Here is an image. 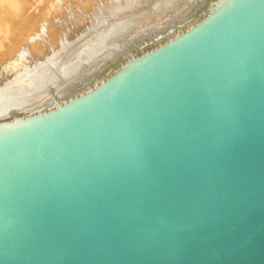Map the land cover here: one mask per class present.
Returning <instances> with one entry per match:
<instances>
[{"label":"water","instance_id":"obj_1","mask_svg":"<svg viewBox=\"0 0 264 264\" xmlns=\"http://www.w3.org/2000/svg\"><path fill=\"white\" fill-rule=\"evenodd\" d=\"M209 10L0 132V264H264V0Z\"/></svg>","mask_w":264,"mask_h":264},{"label":"bare ground","instance_id":"obj_2","mask_svg":"<svg viewBox=\"0 0 264 264\" xmlns=\"http://www.w3.org/2000/svg\"><path fill=\"white\" fill-rule=\"evenodd\" d=\"M149 1L150 2L148 4L142 6L143 3L147 2V0H23L22 2H20L22 6H20L21 8L19 9V12L7 14V12H5V9L0 10L2 22H4L5 24H10L12 31V37L9 40L10 42H8L9 44H6V48L4 47L5 52L0 54V71L4 73L6 77L7 75L11 74V77H9L8 80L12 84H16L15 94H9L5 95V97H0V105L1 107L5 108L0 112V116L1 114H5L4 116L0 117V132L9 129L17 122L28 123L33 121L34 118L29 120L30 117L28 118L29 121H19L16 120V118L21 116L20 114L23 115V113L26 111H32L30 113L32 115L34 110L42 105L39 104V106L37 107L33 106L31 101L34 99L32 98L36 94H38V98L39 96L41 97L42 94H47L46 90L47 87L49 88V83L53 84L52 81L56 80V78L59 77V79L65 83L66 88H69L70 86L68 87V85H71V82L73 83L72 80L74 78L78 76L80 79L81 76L83 77L85 75V81L83 80V78L81 80L84 81L83 87H87V91L83 88L80 89L81 87L79 88L81 91L71 88V90L67 89L69 91L66 92V94H70L67 97L68 99L74 97V95L78 91H80L81 93H87L89 90L91 92V89L88 88H91L93 84L106 80L110 77L111 74H113V72H120V70L129 68V66H132L133 64L135 65L136 63L141 61L140 59L147 58L152 54L148 53L149 51H151L155 47L157 48L159 44L163 42L165 43L167 41V38H169L170 36V38H172V36H175L171 33L168 36L165 35L164 32L168 31L170 25L166 28L160 24L161 22L164 23L163 19L166 20V18L169 17L167 14L176 13V8L174 9V6H177L178 1ZM197 1L200 4L201 0ZM217 1L218 0H202V7L200 8V10H197V8H199V6L197 7V2L194 6V2L192 1L193 5L190 6L194 7L191 11L193 14L191 13L189 19H186L183 23L178 25V28L176 27L174 29L181 32L185 30L188 25L191 26V24L195 22V24H199L197 23V21L200 20L196 19L198 17L202 18L203 16L201 15L209 12L212 4L216 3ZM0 2H2V0H0ZM43 2L47 3L43 4ZM190 6L189 8H191ZM144 10H146V12L145 14H142ZM196 10L198 12H196ZM194 13L195 16L193 17ZM6 14L8 15L6 17H8L10 20H5L3 18ZM135 16H139L140 18L133 19ZM176 16L177 15H175V17ZM205 16L204 18L209 17ZM119 20L124 21L121 24L118 23V25H115ZM113 23L115 26H112ZM171 25L173 26V24ZM189 26L188 29L191 30L192 27L190 28ZM109 27L113 28L111 34L103 31L104 29H109ZM140 30H143L141 32L145 33V35L142 34L141 37L146 36L148 32L153 33L152 36L148 33L150 35V38H148V42L143 43V39H146V37H142L143 39L141 38V45H137L138 43H135L136 46L131 48L129 47V49L126 48V51L123 49L124 47L122 48V51V49L119 50L118 46L113 47L111 46V44H109L111 43L109 41H120V45H128L133 37L131 36V34L138 35L139 33H141L139 32ZM135 32H137L138 34H135ZM139 35L138 37H140ZM136 38L134 40L132 39L133 42L131 41V45H135L134 41L140 39ZM70 47H72L71 51H68V48L70 50ZM62 48L63 51L65 50L63 52L64 55L65 53H71V57L61 56L62 58H59V52L60 50L62 51ZM112 53L116 54L117 56L113 57ZM111 55L112 57H110ZM108 56L110 57V59L115 58V60L113 61L114 64L112 65L110 61L112 66L110 64L109 65L116 69L110 70L108 74L105 72L106 70H103L104 68L101 69L103 70L101 72L99 70L97 74H95V72H92V70L96 69L95 67L97 66V63L98 65H100V62ZM106 59L108 60V58ZM38 62L40 66L36 65L38 64ZM73 63H78L80 68V70H78L77 68V75L74 77L72 69L69 72L67 71L72 65H74ZM105 63H107L106 60ZM61 67L62 69H65H63V71L59 70L61 69ZM44 68H47L45 73L42 72ZM107 68L110 69L108 66ZM55 70L61 71V76L56 75ZM74 80L77 81L78 79ZM62 81L60 83H62ZM33 84H37L36 87L38 85L39 87L37 88L38 90H33V93L30 94V86H32ZM61 85L60 87L63 86ZM66 88L63 90L65 91ZM0 90L2 91V86L0 87ZM51 90H49L50 93ZM54 90H56V92L59 91L57 90V87ZM52 94L53 93H51V95ZM45 96L44 98L42 97L41 99H39L43 101V99H45ZM14 97H18L21 100L15 102L14 105H10L11 100ZM32 102L34 103V101ZM38 115L40 114L38 113ZM12 121L15 122L12 123ZM9 122H11L12 124H10ZM5 123H9L7 124L8 126H5Z\"/></svg>","mask_w":264,"mask_h":264},{"label":"rangeland","instance_id":"obj_3","mask_svg":"<svg viewBox=\"0 0 264 264\" xmlns=\"http://www.w3.org/2000/svg\"><path fill=\"white\" fill-rule=\"evenodd\" d=\"M23 0H2V2H0L1 4H0V10H4L5 9V12H7V14H11V13H16V12H19V9L21 8L20 6H22L21 5V3L20 2H22ZM170 0H168V2H169ZM178 2H177V6L175 5L174 6V9L176 8V13L175 14H173V13H171V14H167L168 16V18H166V20L165 19H163V21H164V23H162L161 22V24L160 25H162L163 27H166L167 28V26L169 27V25H170V28H168V31H166V32H164V34L165 35H170V33L172 34V35H175V36H172V38H167V41L164 43H161V44H159V43H157V44H159V46L156 48H153L151 51H149L148 53H152V52H155L156 50H160L161 48H163V47H165V45L167 46V44L168 43H170L171 41H173V40H175L176 38H179L181 35H183L184 33H186V31L187 30H190V29H188V26L186 27V31L184 32V30L183 31H181V32H179V31H177L176 29H174V28H178L179 26L178 25H180L181 23H183L186 19H189V16H190V14L192 13L191 11H192V8H194V7H191L192 5H193V2H194V6H195V3L197 2V7L199 6V8H197V10L199 9L200 10V8L202 7L201 6V2H202V0L200 1V4H199V2L196 0H177ZM193 1V2H192ZM150 1L149 0H147V2L146 3H143V5L142 6H144V5H146V4H148ZM171 2V1H170ZM190 2H192V3H190ZM47 2H43V4H46ZM43 4H41V5H43ZM199 4V5H198ZM191 5V6H190ZM189 6L191 7V8H189ZM196 8V7H195ZM178 9V10H177ZM186 10V11H185ZM196 10V12H198ZM145 12H146V10H144L143 11V13L142 14H145ZM1 14V13H0ZM5 15L3 18L5 19V20H8L9 18L8 17H6V16H8V15ZM193 14V13H192ZM175 15H177L176 17H175ZM182 15V16H181ZM180 18H179V17ZM195 16V13H194V15H193V17ZM205 16V15H204ZM204 16L201 18V17H198L196 20H200V22L201 21H203V20H205L206 18H208V17H206V16H211V13L209 14H206V18H204ZM0 54L1 53H3V52H5V48H6V44H9L8 42H10L9 40H10V38L12 37V31H11V26H10V24H5L4 22H2V16L0 15ZM6 17V18H5ZM136 18H140L139 16H135L133 19H136ZM200 18V19H199ZM10 20V19H9ZM125 20V19H124ZM123 20V21H124ZM122 20L120 21H117L116 23L117 24H115V25H118V23H122L123 22ZM199 21H197V23H200ZM165 23H166V25H165ZM196 23V22H195ZM195 23H193V24H191V26H189L191 29H193V27L195 26V25H198V24H195ZM171 24H173V26L171 25ZM114 25V23L112 24V26H115ZM194 25V26H193ZM172 26V27H171ZM196 27V26H195ZM194 27V28H195ZM172 29V30H171ZM103 31H105L106 33H108V34H111L112 33V31H113V28H110L109 27V29H104ZM141 31H143V30H140L139 32H141ZM173 32H174V34H173ZM178 32V33H177ZM149 33V32H148ZM146 34V36H142L143 38L144 37H146V39L144 38H142L141 37V35L143 34V35H145V33L144 32H141V33H137V32H135V34H138L140 37H138V35H134V34H131V36H135L134 37V39L136 38V37H138V38H142L143 39V43H146V42H148V38H150L149 36V34H151V36H152V34L153 33H149V34ZM176 33H177V37H176ZM180 33V34H179ZM181 33H183V34H181ZM76 35V34H75ZM180 35V36H179ZM107 36H109V35H107ZM133 37H132V39H133ZM138 38H136V39H138ZM174 38V39H173ZM132 39L130 40V43L128 44V45H120L121 43H120V41H115V42H112V41H109V42H111V43H109V44H111V46H115V47H119V50L120 49H122L123 47V49L125 50L126 48H128L129 49V47L131 48V47H134V46H136V44L137 45H141L142 44V39L140 40H136V41H134V44L135 45H131L132 44ZM133 39V40H134ZM173 39V40H172ZM144 40H146V41H144ZM132 41V42H131ZM139 41V42H138ZM141 42V43H140ZM120 43V44H119ZM113 44V45H112ZM117 44V45H116ZM163 44H165V45H163ZM156 45V44H155ZM5 47V48H4ZM108 47V46H107ZM152 47V46H151ZM71 48L72 47H70V50H69V48H68V51H71ZM123 49H122V51H123ZM119 50H117V51H119ZM127 50V49H126ZM125 50V51H126ZM65 51V50H64ZM63 51V48H62V51L60 50V52H59V58H62V57H66V56H70L71 57V53H69V52H67V53H69V54H66L65 53V55H64V52ZM62 52V53H61ZM61 53V54H60ZM71 54V55H70ZM112 55H113V57L114 56H117L116 54H113L112 53ZM112 55L110 56V57H112ZM62 56V57H61ZM110 57L108 56V57H106V58H108V60L105 58V59H103L99 64L100 65H98V63H97V66L95 67L96 69H94V70H92V72H95V74H97L98 73V71L100 70V72L101 71H105L107 74L110 72V70H112V69H116V68H114V67H111L114 63H113V61L115 60V58H111L110 59ZM141 57V56H140ZM142 58V57H141ZM105 60H106V62L107 63H105ZM110 61H111V63H112V65H111V63H110ZM116 63V62H115ZM74 65L76 64V63H73ZM104 64V65H103ZM111 66H110V65ZM36 65H39L40 66V64H39V62H38V64H36ZM74 65H72L71 67H70V69L69 70H67L68 72L69 71H71V69H72V73L74 74H72L73 75V77L74 76H76L77 75V73H76V70H77V68H78V70H80V68H79V64L77 63L75 66ZM107 66L110 68V69H108L107 68ZM98 67V68H97ZM76 68V69H75ZM104 68V69H103ZM63 69H65V68H63ZM63 69H62V67H61V69H59V70H61V71H63ZM101 69H103V70H101ZM47 70V68H44L43 70H42V72L43 73H45V71ZM57 71V70H55L56 71V75H60L61 76V74H60V72L61 71ZM124 70V69H123ZM123 70H120V72H122ZM108 71V72H107ZM114 71V70H113ZM119 71L118 72H113V74H111L110 75V77L112 78L113 76H115V74L117 73H120ZM42 73V74H43ZM58 73V74H57ZM54 74H55V72H54ZM9 77H11V74H9V75H7V77H6V75L4 74V73H2L1 71H0V87L2 86V91L0 90V97H5V95H9V94H15L16 92H15V88H16V84H12L11 82H9V80H8V78ZM57 77V76H56ZM110 77L109 78H107V79H109L110 80ZM83 78V80H84V78H85V75L82 77H80V79H79V77L77 76L76 78H74V79H78L77 81L76 80H72L73 81V83H76V84H73L72 82H71V85H68V87L69 88H66V85H65V83L62 81V80H60L59 79V77L58 78H56V80H53L52 81V83L55 85H53V84H51V83H49V88L47 87V90L49 89V90H51V89H53V90H51V93H53L52 95H51V93H50V91L48 90H46V92H47V94L45 93V94H42L41 95V97L39 96V98L41 99L42 97L44 98V96H45V99H43V101L42 100H40L37 96H38V94H36L32 99H34V100H32V101H34V103L31 101V103L33 104V106H39V104L41 105L40 107H37V109L36 110H34V112L32 113V115L30 114L32 111H26V112H24L23 113V115L25 116H23L22 114H20L21 116H19V117H17L16 118V120H19V121H29V120H31V119H33V118H39V116L40 115H43V114H45V113H50V112H54V111H56L57 109H59V107L60 106H67V103H70L73 99H75V98H77V97H82L83 95H87V94H89L90 93V91L88 90V92L87 93H81L80 91V89H84V90H86L87 89V87H83L84 86V81L83 80H81ZM103 80V81H100L99 83H96V84H93V86L91 87V88H88V89H91V91L92 90H94L97 86H99V84L101 83H104V81L106 82V81H109V80ZM81 80V81H80ZM62 81V83H60ZM56 83H57V85H56ZM77 83H78V85H77ZM51 84V85H50ZM64 86H62V85ZM88 84V83H87ZM36 85L37 84H33L32 86H30V88H31V90H30V94H32L33 93V90H38L37 88L39 87V85L36 87ZM58 85H59V87H58ZM60 85L63 87H60ZM52 86V87H51ZM53 86H54V88H53ZM73 86V87H72ZM34 87H36V88H34ZM51 87V88H50ZM57 87V90H59L58 92H56V90H54L55 88ZM75 87V88H74ZM81 87V88H80ZM66 88V90L64 91L63 89H65ZM75 89V90H80V91H78L75 95H74V97H72L71 99L69 98H67L70 94H66V92H68L69 90H67V89ZM80 88V89H79ZM70 89V90H71ZM61 90V91H60ZM87 91V90H86ZM86 91H84V92H86ZM80 92V93H79ZM58 93V94H57ZM29 94V93H28ZM66 95V96H65ZM77 96V97H76ZM57 98V99H56ZM65 98H67V99H65ZM12 99V98H11ZM35 99H36V101L37 100H39V101H35ZM48 99H50V100H48ZM18 100H21L20 98H18V97H14L12 100H11V103H10V105H14V103L15 102H17ZM47 100V101H46ZM57 100V101H56ZM39 102V103H38ZM60 102V103H59ZM65 104V105H64ZM3 105V104H2ZM60 105V106H59ZM33 106H32V108H33ZM48 106V107H47ZM51 106V107H50ZM46 109H45V108ZM42 108V109H41ZM44 108V109H43ZM5 108H3V107H1V105H0V112L1 111H3ZM39 109V110H38ZM29 114H28V113ZM38 113L40 114V115H38ZM37 114V115H36ZM5 114H1V116L0 117H2V116H4ZM16 115V114H15ZM30 117V118H29ZM28 118H29V120H28ZM15 120V121H16ZM15 121H12V123H14ZM10 124H12L11 122H9ZM9 123H7V124H9ZM6 124V123H5ZM5 125V126H8V125Z\"/></svg>","mask_w":264,"mask_h":264}]
</instances>
